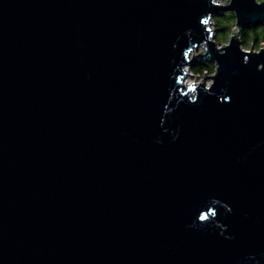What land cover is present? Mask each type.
I'll use <instances>...</instances> for the list:
<instances>
[{"label":"water","instance_id":"obj_1","mask_svg":"<svg viewBox=\"0 0 264 264\" xmlns=\"http://www.w3.org/2000/svg\"><path fill=\"white\" fill-rule=\"evenodd\" d=\"M262 23L264 0H0V264H264V45L239 38Z\"/></svg>","mask_w":264,"mask_h":264},{"label":"trees","instance_id":"obj_2","mask_svg":"<svg viewBox=\"0 0 264 264\" xmlns=\"http://www.w3.org/2000/svg\"><path fill=\"white\" fill-rule=\"evenodd\" d=\"M213 20L217 26L214 40L217 44H222L234 27V16L232 13L227 12L221 16L215 17ZM239 38L241 44L248 48L252 47L256 49L262 44L264 45V23L243 28L239 31ZM202 69L203 67L201 65H195L192 68L195 73H202ZM207 69L213 68L210 66Z\"/></svg>","mask_w":264,"mask_h":264},{"label":"rangeland","instance_id":"obj_3","mask_svg":"<svg viewBox=\"0 0 264 264\" xmlns=\"http://www.w3.org/2000/svg\"><path fill=\"white\" fill-rule=\"evenodd\" d=\"M217 2H220V3H224L225 2V0H216ZM215 17H212L209 21H210V28H217V26H216V24H215V21L213 20ZM216 33V29H214L213 30V35ZM215 36H213V38H214ZM228 38V37H227ZM227 38L222 42V43H226L227 42ZM217 44V43H216ZM217 46H221V44H217ZM242 47L245 49V50H249L250 48H248V47H245V46H243L242 45ZM253 50H258L259 48H256V49H254V48H252ZM203 51V49L201 48V47H198L197 49H195V50H192V52H191V54L190 55H192L193 53L194 54H196V53H198L199 51ZM201 51V52H202ZM195 66V65H194ZM202 67H203V69H202V71H206V75H211L212 73H213V71H214V63L213 62H206L204 65H201ZM212 67L213 69H207L208 67ZM185 67V69L186 68H188L187 69V76L185 77L186 78V80L190 83L193 79H195V76H193V75H196V73L192 70V68H193V66H191V67H189L188 65H186V66H184ZM189 74H192V75H189ZM207 82H209V77H207ZM200 81V77H197L196 78V80H194V82L196 83V82H199ZM188 84V83H187Z\"/></svg>","mask_w":264,"mask_h":264},{"label":"built area","instance_id":"obj_4","mask_svg":"<svg viewBox=\"0 0 264 264\" xmlns=\"http://www.w3.org/2000/svg\"><path fill=\"white\" fill-rule=\"evenodd\" d=\"M202 73H203V71H202ZM202 73H196V76H195V79L194 80H196V78L197 77H200V80L202 79ZM213 73H214V71H213ZM212 73V74H213ZM207 77H205V84H208L209 82H210V80H209V82H207ZM188 84H189V82H187ZM195 83V82H194ZM198 82H196L195 84H197Z\"/></svg>","mask_w":264,"mask_h":264},{"label":"bare ground","instance_id":"obj_5","mask_svg":"<svg viewBox=\"0 0 264 264\" xmlns=\"http://www.w3.org/2000/svg\"><path fill=\"white\" fill-rule=\"evenodd\" d=\"M201 47H202V46H201ZM186 76H187V74H185V76H184V82H185V84H187V82H188V81L186 80V78H185Z\"/></svg>","mask_w":264,"mask_h":264},{"label":"snow or ice","instance_id":"obj_6","mask_svg":"<svg viewBox=\"0 0 264 264\" xmlns=\"http://www.w3.org/2000/svg\"><path fill=\"white\" fill-rule=\"evenodd\" d=\"M203 219V217H201Z\"/></svg>","mask_w":264,"mask_h":264}]
</instances>
